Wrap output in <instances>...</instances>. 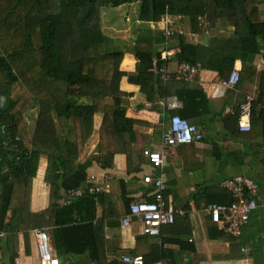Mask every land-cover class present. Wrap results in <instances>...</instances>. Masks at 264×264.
Here are the masks:
<instances>
[{
  "label": "trees",
  "instance_id": "trees-1",
  "mask_svg": "<svg viewBox=\"0 0 264 264\" xmlns=\"http://www.w3.org/2000/svg\"><path fill=\"white\" fill-rule=\"evenodd\" d=\"M263 1L0 0V127H6L0 132V232L7 236L10 264H15L19 254L15 243L22 233L30 254L31 231L36 228L53 229L58 257L74 255L87 259L86 264H125L122 259L128 254L120 261L108 254L110 249L112 255L121 254V248L107 250L104 220L108 219L112 228L122 227L116 214L108 213L114 204L112 196L106 192L90 194L94 184L88 176L94 163L104 170L114 168L116 153L137 141L141 121L129 117L124 106L128 94L121 90L123 80L127 78L158 110L172 95L170 85L153 70L155 64L167 66L172 57L162 60L166 50H177L172 58L177 64L199 65L217 72L225 82L230 81L238 60L255 75L253 61L259 55L264 59ZM134 3L139 4L143 24L158 23L165 16L189 17L194 33L201 29L232 35L220 34L202 46L189 42L177 23L171 25L174 34L169 38L160 29L147 26L137 30L131 52L109 50V38L102 30V8ZM202 21L207 25L203 27ZM125 52L134 55V72L121 69ZM243 76L236 87L244 82ZM260 81L252 102L253 130L247 133L250 140L264 134V71ZM176 94L183 103L177 114L191 124L200 123L207 102L201 86L182 83ZM33 111L34 127L27 119V113ZM98 115L102 119L97 152L86 157L82 154ZM241 118L242 108L236 107L225 118L226 127L237 134ZM44 157L49 160L46 182L52 187V205L36 214L31 211V198ZM73 189H82L83 196L60 206L58 201ZM122 198L130 212L135 199L126 191ZM218 198H207V204L236 201L225 190H220ZM147 238L158 237L143 234L138 249L130 253L143 256L146 264H151L152 249L144 246ZM170 254L166 251V264H175Z\"/></svg>",
  "mask_w": 264,
  "mask_h": 264
},
{
  "label": "crops",
  "instance_id": "crops-1",
  "mask_svg": "<svg viewBox=\"0 0 264 264\" xmlns=\"http://www.w3.org/2000/svg\"><path fill=\"white\" fill-rule=\"evenodd\" d=\"M167 17L172 21L171 25L175 24L173 18H178V16ZM163 19L158 23L143 24L140 22L138 27H133L134 32L136 33L139 28L151 26L154 29H160L163 36L167 38L162 26L169 19ZM206 25L203 22V27ZM220 34L226 37L232 35L230 32L216 33L210 30L202 32L200 29L199 33L185 34V36L191 43L206 46L211 38ZM171 51L174 53L172 56L174 58L177 50ZM172 58L167 66L155 64L154 72L167 67L168 71L175 75L181 64H177ZM253 62L257 69L255 75L245 70L242 60L237 61L231 77L236 70L240 72L241 77L244 74V82L239 87H225L223 85L225 80L221 79L217 72L201 69L199 65L197 66L201 72L192 81L174 79L166 82L161 77L163 82L170 85L172 95L161 102V109L156 108L158 110L153 108V104L147 101L137 87L128 83L127 78L123 80L121 90L128 94L124 97V106L128 109L129 117L141 121L137 126V141L132 144L128 143L116 153L114 168L104 170L94 163L88 173L90 180L96 185H109L106 193L112 196L111 201L114 204L108 213L116 214V219L122 224L119 229L112 228L109 225L110 221L104 220L107 250L111 247L115 249L119 247L123 251L121 254L112 255L110 249L108 254L111 259L118 258L120 261L123 254L131 255V251L138 249L139 238L144 234L142 224L135 222L132 227L124 228L123 220L130 212L122 197L126 191L135 201L154 200L155 186L145 182L146 177L152 176L153 179L165 180L168 186L166 199L178 212L175 223L162 228L161 236L155 238L158 242H147L148 245H144L152 249L150 258L154 261L151 264H166V251L169 250L175 264H264V160L260 158H264V134L250 140L247 133L241 131L240 122L239 129L236 130L237 134L230 131L225 122L227 115L233 114L236 107L242 108L250 99L254 100L257 96L260 77L264 71V59L262 55H259ZM125 64L130 67L128 70L123 67ZM135 65L134 55L128 53L124 57L121 69L134 72ZM156 74L160 77L158 73ZM182 83L192 85L198 83L207 95L205 113L201 117V122L197 123L203 140L191 146L167 147L164 145V134L170 127L173 116L179 115L177 112L183 109V103L176 94L178 86ZM175 98L181 104L178 110H172L169 106L170 100ZM101 119L102 116L99 115L94 118L95 130L82 154L86 157L97 152ZM32 125L34 127L33 123ZM256 140L259 141L258 144L255 143ZM154 150L164 154L163 168H157L151 164L147 151ZM48 166L49 160L44 157L40 163L38 177L33 184L31 211L36 214L49 210L52 205V187L46 182ZM107 176L109 177L108 182L105 180ZM239 177L252 180L259 187L258 196H253L259 207L251 215V220L245 226L242 236L234 237L226 232L224 224L214 223L207 212L212 205L224 204H207V198L217 197L219 199L220 190L230 192L225 189L224 183ZM223 221L225 222L224 217ZM37 230L48 231L52 240L53 229L36 228L32 230L29 254L26 249V238L23 233L20 234L19 242L15 243V246H18L19 253L16 259L20 258L22 264H39L37 237L35 236ZM0 235V264H10V251L6 244L7 236L3 232H0ZM169 240L180 241L182 246L165 243ZM156 243L158 244L155 245ZM54 255L58 257L55 250ZM66 256L71 264H86L87 259L77 258L74 255ZM58 258L61 264H68L62 257Z\"/></svg>",
  "mask_w": 264,
  "mask_h": 264
},
{
  "label": "built area",
  "instance_id": "built-area-1",
  "mask_svg": "<svg viewBox=\"0 0 264 264\" xmlns=\"http://www.w3.org/2000/svg\"><path fill=\"white\" fill-rule=\"evenodd\" d=\"M165 17L166 18H163L169 19L167 16ZM171 24L172 21L169 19L166 20L162 26L167 38L174 34L170 27ZM173 55V51L166 50L162 60L166 61ZM200 72L198 66L187 62L181 64L175 75L170 73L167 67L156 71V73H158L166 82L174 79L185 82L192 81L193 78L199 76ZM240 79L241 74L236 70L230 81L223 82V85L225 87H236L239 84ZM252 102L253 100L250 99L248 103L242 107L240 129L243 133H250L253 130ZM169 106L172 110H178L181 107V104L179 100L175 98L170 100ZM0 128V132L6 130L5 126H1ZM17 139L20 140V137H17ZM202 140L203 135L198 126L191 124V122L179 115L173 116L170 127L164 134V145L167 147L178 148L184 145L201 142ZM147 153L149 154V159L152 165L157 168L164 167V154L155 150L151 152L147 151ZM105 180L108 182L109 177L107 176ZM90 182L94 183V186L89 188L90 194L106 192L109 189V185L107 184L96 185L94 181L90 180ZM145 182L155 186V199L153 201L138 200L132 203L130 214L123 220V226L124 228H130L135 222H139L142 224L144 234L152 237H160L162 228L175 223L178 211L174 208L172 203L166 199L168 186L164 179H153L152 176H148L145 178ZM224 187L236 197V201L231 204L212 205L207 209V212L214 223L224 224L227 233L234 237H241L245 226L248 225L251 220V215L259 207L256 199L253 198V196H258L260 192L259 187L254 181L243 177L235 178L224 183ZM83 194L84 191L82 189L70 190L66 197L59 200V205H69L73 198H80ZM223 217L225 222L223 221ZM35 236L37 237L39 264H61L59 258L54 255L50 233L46 230H37L35 231ZM122 261L125 264H146L143 256L133 257L127 255ZM15 264H22L21 259L17 258Z\"/></svg>",
  "mask_w": 264,
  "mask_h": 264
},
{
  "label": "rangeland",
  "instance_id": "rangeland-1",
  "mask_svg": "<svg viewBox=\"0 0 264 264\" xmlns=\"http://www.w3.org/2000/svg\"><path fill=\"white\" fill-rule=\"evenodd\" d=\"M130 6L131 5H122L120 7H105L102 8L101 10L102 30H104V34L107 38H109L110 41L109 44H111L109 45V50L113 48L115 50H120V51L121 50L122 51L129 50L130 52L132 51L131 46H133L136 38V33L134 32L133 27L135 26L138 27L139 24L141 23L139 21V4L134 3L132 4L131 8ZM260 9L261 11H263V19H264V3L260 5ZM127 18H129L128 21ZM173 20L174 23H177V28L178 30H180V32L190 35L194 34L193 33L194 30L192 29V23L189 17H183V18L178 17L176 19L173 18ZM130 52H125V53L128 54ZM123 67L126 70H128L129 66L125 64ZM35 114H36L35 111L27 113L28 115L27 119L29 125H31L30 121L33 123L32 116H35ZM98 132L96 130L97 135ZM28 140H30V138H28ZM258 142H259L258 140L255 141L256 144H258ZM28 143H30V141ZM260 158L264 160L263 157ZM138 228L136 229L137 231L139 230ZM147 241L150 243L158 242L156 239H149V238H147ZM62 258L66 262H68V264H71L70 260H68V256L62 255Z\"/></svg>",
  "mask_w": 264,
  "mask_h": 264
},
{
  "label": "water",
  "instance_id": "water-1",
  "mask_svg": "<svg viewBox=\"0 0 264 264\" xmlns=\"http://www.w3.org/2000/svg\"><path fill=\"white\" fill-rule=\"evenodd\" d=\"M0 143L2 144V141Z\"/></svg>",
  "mask_w": 264,
  "mask_h": 264
}]
</instances>
